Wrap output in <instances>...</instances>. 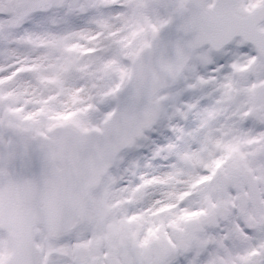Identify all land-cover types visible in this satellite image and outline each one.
<instances>
[{"label":"snow or ice","instance_id":"6c2138e0","mask_svg":"<svg viewBox=\"0 0 264 264\" xmlns=\"http://www.w3.org/2000/svg\"><path fill=\"white\" fill-rule=\"evenodd\" d=\"M0 264H264V0H0Z\"/></svg>","mask_w":264,"mask_h":264}]
</instances>
